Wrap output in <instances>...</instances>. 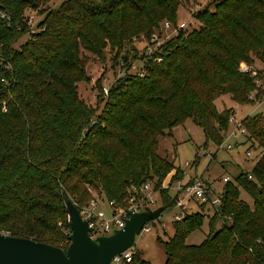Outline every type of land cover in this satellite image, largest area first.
Segmentation results:
<instances>
[{
    "label": "trees",
    "instance_id": "1",
    "mask_svg": "<svg viewBox=\"0 0 264 264\" xmlns=\"http://www.w3.org/2000/svg\"><path fill=\"white\" fill-rule=\"evenodd\" d=\"M51 1L0 0L12 17L11 24L0 21V232L66 250L72 233L66 196L81 209L92 198L88 186L103 187L123 205L128 186L152 180L165 208L175 206L177 195L170 196L164 181L173 170L171 182L183 178V170L158 154L160 138L191 118L206 144L220 146L236 111L220 110L217 99L264 101V88L240 70L241 62L255 59L264 66V0H217L198 10V27H180L144 61L143 75H123L113 84L101 114L79 94L78 83L89 79L83 51L114 52V65L129 67L135 38L150 39L164 19L176 24L181 0L46 6ZM27 8L43 17L19 50L15 44L30 34ZM241 122L255 164L225 183L221 216L198 211L173 221L168 239L158 237L165 264H264V113ZM242 190L252 204L240 199ZM206 215V238L188 244ZM221 217L230 222L218 227ZM125 264L152 263L137 250Z\"/></svg>",
    "mask_w": 264,
    "mask_h": 264
},
{
    "label": "rangeland",
    "instance_id": "2",
    "mask_svg": "<svg viewBox=\"0 0 264 264\" xmlns=\"http://www.w3.org/2000/svg\"><path fill=\"white\" fill-rule=\"evenodd\" d=\"M60 1L61 0H53L46 6L55 7L60 4ZM216 1L217 0H181L179 8L180 15L178 11V21L176 24L168 19H164L159 26L154 28L150 39L144 36V34L135 38V48L129 52V67L123 66L125 63L122 61L115 66L114 52L111 53L110 51H106V57H101L84 50L83 55L87 61L86 72L89 79L78 83V90L82 101L86 105L94 107L97 111L96 113L101 114L104 103L103 100L105 101L107 99L110 88L121 76L139 73L143 75L144 61L147 58H152L158 51L160 45L173 38L178 33L181 23L185 24L184 28L192 27V25L198 27L199 22L194 17V14L205 7L212 8ZM182 12L185 15H183ZM24 17L27 20L30 32L35 33L38 31V23L42 19L43 14L38 10L27 8ZM166 22L170 23L169 27L166 26ZM28 39L29 34H26L15 44V47L21 50L22 45L25 44ZM125 51L126 50L123 52ZM248 65L260 70V73L264 72V66L260 64L257 59L254 60V63ZM99 79L102 84L101 90L98 86ZM216 105L220 110L224 108H234L237 112V121H242L249 115L264 113V101L258 105L249 103L239 104L232 100L229 94L223 95L221 98L217 99ZM232 129H234V125H232ZM172 131L173 135L171 134V137L166 135L160 138L158 154L183 170V178H179V180L193 181L195 179H203L217 191H224V185L223 188L217 189L213 182L218 188L221 187L223 175L229 176L231 181H234L240 172L250 170L254 164L252 161L256 160L255 155L250 157L246 155V146L241 145L242 142H239L242 141L243 138L240 134L227 138L223 143L225 148L229 143L235 146V148L230 150L219 148L212 142L206 144L207 141L203 128L198 126L191 118L175 127ZM186 162H190V166H187ZM173 171L170 174H172ZM170 174L164 181V187H169L170 196L174 197L177 195L176 198L177 201H179L180 192H177L176 183L178 179L171 182ZM167 179L169 180L167 181ZM131 187L132 186H128L127 188L128 194ZM88 188L92 197L89 201L96 200L100 205L105 206L109 199L104 192V188H94L92 186H88ZM115 188L117 190L119 189L118 186ZM149 199L146 198L143 201L144 206L141 207V210H156L159 207H164V211L161 212L159 218L154 219L155 221L150 223L152 228L150 232H142L136 236L134 248L139 251L143 259L150 261L152 264H165L166 253L158 237L161 236L163 239H168L173 235L174 228L172 223L177 214L186 217L198 211L204 214L209 213L210 215L215 213L212 208L203 207L196 204L194 201H190L183 207H177L175 204V206L165 208L162 204L159 192L154 195L153 199H155V201ZM240 199L249 204L253 203L251 197L244 190L241 191ZM205 217L202 227L192 232L188 237V244H200L206 238L209 232V217L208 215ZM225 222L229 223L230 219L221 218L216 226L220 227ZM67 234H69L68 231Z\"/></svg>",
    "mask_w": 264,
    "mask_h": 264
},
{
    "label": "water",
    "instance_id": "3",
    "mask_svg": "<svg viewBox=\"0 0 264 264\" xmlns=\"http://www.w3.org/2000/svg\"><path fill=\"white\" fill-rule=\"evenodd\" d=\"M72 233L65 250L31 238L0 232V264H112L116 255L135 244L148 221L159 218L164 207L156 210L130 212L124 228L111 235L91 237L92 228L80 209L66 196Z\"/></svg>",
    "mask_w": 264,
    "mask_h": 264
},
{
    "label": "built area",
    "instance_id": "4",
    "mask_svg": "<svg viewBox=\"0 0 264 264\" xmlns=\"http://www.w3.org/2000/svg\"><path fill=\"white\" fill-rule=\"evenodd\" d=\"M1 20L6 21L9 24L12 23L11 15L2 8L0 2V21ZM184 25L185 24H182L180 26L182 27ZM166 26L169 27L170 23L166 22ZM31 33L32 32L29 34V38L31 37ZM240 70L242 72L251 74L252 77H255V83L257 86L264 88V72L260 73V70L246 63H241ZM230 121L231 124L234 125V129L231 128V130L227 133L225 140L232 136H238L239 134L242 135L244 139L247 135V129L244 127L241 121H237L236 113L231 117ZM223 143L218 147L230 150L235 148V146H233L231 143L226 145L225 148ZM246 145V155L249 157L255 155L254 150L250 148V144L246 143ZM186 165L190 166V162H186ZM249 178H253L252 174H249ZM223 180L226 183L230 181V177L226 176ZM176 183L178 189L177 192H180L178 198L179 201H176L177 207L186 206L190 201H194L196 204L203 207L212 208L215 213H219L220 216L222 215L220 207L222 205L224 191H217L203 179H195L193 181H182L178 179L176 180ZM156 193H158V191L156 190L154 182L149 180L140 186L133 185L128 196L125 198L123 205H118L116 200H108L105 206L100 205L96 200L89 201L80 209V212L82 217L85 220H88L89 226L93 229L92 232H90L91 237L96 238L99 236H108L111 235L115 230L124 228L126 219L130 216V212L144 211L141 210V207L144 206L143 201L146 198H150L151 200L155 201L153 198ZM184 217L181 214H177L174 217V221L182 220ZM153 221L155 220L148 221L142 229V232H150L152 230L150 223ZM4 234L10 235L8 232ZM136 252L137 249H135L133 246L121 254L116 255L112 261V264H125L131 262Z\"/></svg>",
    "mask_w": 264,
    "mask_h": 264
},
{
    "label": "crops",
    "instance_id": "5",
    "mask_svg": "<svg viewBox=\"0 0 264 264\" xmlns=\"http://www.w3.org/2000/svg\"><path fill=\"white\" fill-rule=\"evenodd\" d=\"M180 10H181V9H180ZM182 14L185 15L183 12H182ZM182 14H181V15H182ZM179 15H180V11H179ZM182 20H183V19H182ZM179 21H180V20H179ZM182 24H183V23H181V25H182ZM184 26H185V25H184ZM184 26H182V27H184ZM260 103H263V101L257 103V105L260 104ZM255 105H256V104H255ZM235 113H236V115H237V112H235ZM176 127H177V126H176ZM174 128H175V127H174ZM174 128H173V130H174ZM172 135H173V131H172ZM172 135H169V137H171ZM238 141H239V140H238ZM243 141H244V139L242 138V141H239V142H242L241 145H245V146H246V149H247V145H246V144H243ZM237 143H238V142H237ZM174 158H175V157H174ZM174 160H175V159H174ZM252 162L255 164L256 160H254V161H252ZM175 163H176V162H175ZM254 164H253V165H254ZM175 165H176V164H175ZM176 167H179V166L176 165ZM174 172H175V170L173 171V173H174ZM173 173L170 174V175H171L170 178L173 176ZM224 177H226V175H223V176H222V180H221V182H223V183H222L221 187H219V188H218V187L215 185V183L213 182L215 188H217V189L223 188V185H225V182H224V180H223ZM227 177H229V176H227ZM170 178H169V179H170ZM220 178H221V177H220ZM220 178H219V179H220ZM169 179H167V181H168ZM214 180H215V179H214ZM230 180H231V179H230ZM218 181H219V180H218Z\"/></svg>",
    "mask_w": 264,
    "mask_h": 264
}]
</instances>
